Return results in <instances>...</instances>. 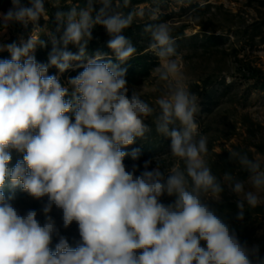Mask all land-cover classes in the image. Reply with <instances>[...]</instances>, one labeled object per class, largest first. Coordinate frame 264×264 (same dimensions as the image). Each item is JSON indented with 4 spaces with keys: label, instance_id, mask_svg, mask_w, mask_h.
I'll use <instances>...</instances> for the list:
<instances>
[{
    "label": "clouds",
    "instance_id": "1",
    "mask_svg": "<svg viewBox=\"0 0 264 264\" xmlns=\"http://www.w3.org/2000/svg\"><path fill=\"white\" fill-rule=\"evenodd\" d=\"M47 2L61 7L59 0ZM45 3L11 0L0 12V34L12 23L33 25L19 45L0 42V53L10 54L0 59V264H252L259 246L242 243L209 202L220 203L227 187L238 197L236 219L242 221L246 208L264 202V158L229 153L246 179L226 172L221 181L212 172L208 137L196 121L199 97L185 76L173 22L144 27L151 36L145 52L159 61L152 74L162 82L150 105L143 99L145 85L130 93L127 69L104 54L77 65L83 70L68 79L71 91L49 75L51 67L63 74L71 62L84 60L96 25L111 37L107 47L118 61L135 56L122 32L145 10L126 13L130 0H88L87 7L57 11L58 25L66 27L59 40L52 36L48 62L42 63L34 53L46 46L40 39L46 29L39 25L41 18L49 20ZM97 3L102 6L93 16ZM148 17L159 20L160 9H150ZM150 117L157 134L170 140L167 155L175 166L162 167L156 156L143 162V171L136 163L129 170L125 158L138 161L142 152L126 149L147 139ZM14 153L22 158L13 163ZM17 189L41 202L43 223L35 209L21 214ZM165 195L174 200L163 203ZM53 208L62 213L63 228L76 224L75 248L61 235Z\"/></svg>",
    "mask_w": 264,
    "mask_h": 264
},
{
    "label": "rangeland",
    "instance_id": "2",
    "mask_svg": "<svg viewBox=\"0 0 264 264\" xmlns=\"http://www.w3.org/2000/svg\"><path fill=\"white\" fill-rule=\"evenodd\" d=\"M22 2L27 5L28 0ZM46 3L51 5L47 0ZM67 4L77 6L79 2L68 0ZM153 8L160 9V16H167L161 22L172 21L174 26L186 24L187 37L195 35V39L182 40L178 52L182 56L185 76L191 91L199 97L201 111L197 114L196 121L200 124L201 133L208 137V161L221 165L223 161L221 156L227 152L243 150L249 151L251 158L256 156L264 158V42H261L260 38H255L252 42L249 35L243 33L246 26L264 17V0H154L132 5L133 10H145V17L135 20L139 23L150 22L149 10ZM49 21L40 19L39 25L46 29L40 37L52 39V36H55L59 40L62 36L61 28ZM32 28L31 23L27 27L20 23H12L6 32L0 34V42L5 44L15 42L19 45L21 41L28 39ZM209 35L218 38L209 40ZM237 58L243 61L245 69L241 68L239 71ZM77 65L73 63L65 73H57L61 83L69 87V91L70 71L79 68ZM250 67L263 73L250 78L248 70ZM204 82L209 86V93L205 95ZM143 84L146 89L143 99L154 105L155 100L161 95L162 82L151 74L150 78L134 87L141 90ZM132 88L129 87L130 93ZM153 121L154 118L150 117L145 123L154 125ZM161 138L165 146L156 156L160 164L169 169L175 166L176 161L167 155L170 152V140L162 136ZM233 164L222 172L221 181L226 172L246 179L247 173L241 170L238 164ZM155 166L156 162L153 160L150 167ZM128 168L130 170L131 166ZM237 200L238 197L225 187L221 202L209 203L223 211L224 218L236 231L242 243L247 242L250 248L258 245L260 250L264 245V202L255 209L246 208L249 213L240 221L236 219L237 206H233ZM41 206V202L30 198L17 208L21 214L28 209H35L43 216ZM51 215L56 220L61 235L76 245L79 240L76 224L73 223L65 229L60 210L53 208Z\"/></svg>",
    "mask_w": 264,
    "mask_h": 264
},
{
    "label": "trees",
    "instance_id": "3",
    "mask_svg": "<svg viewBox=\"0 0 264 264\" xmlns=\"http://www.w3.org/2000/svg\"><path fill=\"white\" fill-rule=\"evenodd\" d=\"M76 1L79 2V7L83 8V7H87V3L88 0H73V2L75 3ZM154 0H130V5L127 9H123L126 13L133 11L132 9V5L135 3H147V2H151ZM68 0H62L60 1V8H55L52 5L49 4H45V7L49 13V22L55 25H58L56 19H55V13L57 11H64L67 12L70 10V7L73 5H68L67 4ZM102 5L100 4H94V12H93V16H95L96 12L99 11V8ZM8 7H11V1L10 0H0V11H5L8 9ZM167 18L166 15H161L159 20L157 21H150L148 23H139L136 20L133 21V23L131 24L130 27H128L127 29L123 30L122 35H124L127 39H129L131 41V43L133 44V46L137 49V54L135 56H133L132 58H130L129 60H127L124 63H121L120 61H118L115 57V54L107 47V42L110 40V36L108 35L106 29L101 26V25H96L94 26V28L92 29V39L89 41L87 48H86V55L83 61L80 62H76L73 61L71 62V65L73 63L75 64H79V63H86L87 59L89 58H93L97 53L100 54H104L106 57H111L113 63H117L119 64V66L121 68H125L127 69L126 72V79L128 81V85L129 87H134L137 85H140L141 83H143L144 81H146L148 78H150L153 69L155 67L158 66V58L155 57L152 53H146L145 49L149 46V44L151 43V36L147 33L144 32V27L149 24V23H160L161 21L165 20ZM61 28L62 34L64 31V28L66 27V25H58ZM188 29V26L186 24H182V25H178V26H174L173 27V32L172 35L173 37L177 40V51H178V47L179 44L182 40L184 39H195V35L191 36V37H187L186 35V30ZM243 33L245 35H249V40L250 41H254L255 38H260L261 42H264V17H262L259 21H255L253 24L246 26V28L244 29ZM250 33V34H249ZM218 36L215 35H209L208 39L212 40V39H217ZM41 40H43L46 44L45 47H41V46H37L36 51L34 53V55L36 56V59L39 62L42 63H47L48 62V55L51 52L52 49V43H51V39L49 38H45V37H40ZM68 50L73 52V53H78V48L73 46V45H69L68 46ZM5 58H10V54L7 52H3L0 53V59H5ZM237 62L240 65L239 71L241 70V68L245 69V65L243 64V61L241 59H236ZM82 68H77L76 70H71L70 71V77H74L76 76L80 71H82ZM249 72H250V78H255L258 77V74H262L263 72L258 70V69H252L251 67L248 68ZM58 69H56L55 67H51L49 68V75H57L58 73ZM208 84L206 82H204L203 85V90H204V95L208 94ZM152 131L150 133L147 134V139L146 140H137L135 142V144L129 146L128 149H126V151H131L132 148H140L142 155L140 157V159L138 161H132L130 157H126L125 158V164L128 166H131L133 163H136L139 165V171H143V162L145 160H148L150 158L155 157L158 154V151L163 150L165 144H164V140L161 138V136L159 134H157L156 130H155V126L154 125H148ZM241 152H247L248 155L251 157V154L249 151H241ZM229 153L227 152L224 156H221L222 158V164L219 165V163H212L211 161L209 163V165L212 168V172L219 178L221 179V175L222 172H224L226 169H228V167H230L231 165L233 166L234 162H231L229 160ZM14 159H13V163L15 162V159L17 158H22V157H17L16 154H13ZM162 166V165H161ZM163 167V166H162ZM152 168L150 167V170ZM139 171L137 172V175L139 174ZM30 197H28L26 194L21 193L18 189H17V200L14 202L15 206H21L24 205L27 200H29ZM162 201H169L172 202L174 200V197H168L167 195L163 196ZM233 206H236L233 204ZM216 208L218 211V214L222 215L224 217V215L222 214V210L220 208L217 207H213ZM236 214L238 213V210H236L235 212ZM249 213L248 210L245 211V214ZM41 223H43L44 218L42 215L38 214L37 217ZM58 242V238L54 237L53 240V245L52 248L54 250L55 248V244ZM70 247L75 248L76 245L73 241L68 240ZM252 264H264V245L263 247L259 250V254L258 256H254L252 257Z\"/></svg>",
    "mask_w": 264,
    "mask_h": 264
}]
</instances>
